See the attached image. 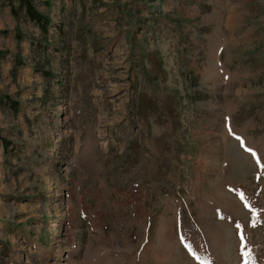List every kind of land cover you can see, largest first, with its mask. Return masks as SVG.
Instances as JSON below:
<instances>
[{
	"label": "rangeland",
	"instance_id": "rangeland-1",
	"mask_svg": "<svg viewBox=\"0 0 264 264\" xmlns=\"http://www.w3.org/2000/svg\"><path fill=\"white\" fill-rule=\"evenodd\" d=\"M33 1L47 35L0 0V264H264V0Z\"/></svg>",
	"mask_w": 264,
	"mask_h": 264
},
{
	"label": "trees",
	"instance_id": "trees-1",
	"mask_svg": "<svg viewBox=\"0 0 264 264\" xmlns=\"http://www.w3.org/2000/svg\"><path fill=\"white\" fill-rule=\"evenodd\" d=\"M16 1L19 2L18 7L14 5V2ZM8 2L15 15H18V10H24L27 18H29L31 22L37 24L41 28L43 34H48V28L52 24V21L49 15H45L38 10L33 0H8ZM46 4L49 5L50 3ZM12 108H14L15 110L18 109L17 102L12 103ZM3 141L6 143V145L9 144L7 140L3 139Z\"/></svg>",
	"mask_w": 264,
	"mask_h": 264
},
{
	"label": "snow or ice",
	"instance_id": "snow-or-ice-1",
	"mask_svg": "<svg viewBox=\"0 0 264 264\" xmlns=\"http://www.w3.org/2000/svg\"><path fill=\"white\" fill-rule=\"evenodd\" d=\"M248 150L251 151V149ZM253 155H255V153H253ZM257 163H259V160H257ZM256 218L259 219L258 213H256ZM251 226L255 227V221L252 222ZM242 227H243L242 225L239 224L236 225V228L239 230L240 240L242 243H244L245 237L242 231ZM242 255L245 257V264H255V258L252 256L251 250L247 247L246 243ZM205 264H211V262L207 261L205 262Z\"/></svg>",
	"mask_w": 264,
	"mask_h": 264
},
{
	"label": "crops",
	"instance_id": "crops-1",
	"mask_svg": "<svg viewBox=\"0 0 264 264\" xmlns=\"http://www.w3.org/2000/svg\"><path fill=\"white\" fill-rule=\"evenodd\" d=\"M7 3H9V2H7Z\"/></svg>",
	"mask_w": 264,
	"mask_h": 264
}]
</instances>
